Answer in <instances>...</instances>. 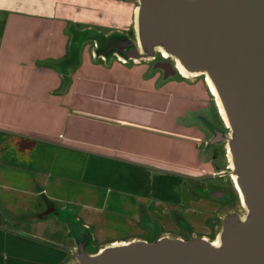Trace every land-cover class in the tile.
Wrapping results in <instances>:
<instances>
[{"label": "crops", "instance_id": "obj_1", "mask_svg": "<svg viewBox=\"0 0 264 264\" xmlns=\"http://www.w3.org/2000/svg\"><path fill=\"white\" fill-rule=\"evenodd\" d=\"M111 2L0 0V264H69L75 241L67 224L51 215L55 207L66 218L71 211L65 208L70 207L91 227L97 246L142 235L139 207L146 204L132 200L147 195L153 163L134 157L145 153L135 139L153 136L145 130L151 126L146 115L131 116L137 103H132L131 78L124 73L143 62L114 58L107 64L94 58L93 42L84 43L81 51L76 45L86 27L132 30L133 5L123 27H111ZM85 12L87 20L79 16ZM115 64L120 65L117 70ZM88 68L115 71L122 90L114 83L92 81L91 93L83 94L82 76ZM147 73L145 68L140 82L148 79ZM159 85L163 87L161 81ZM140 102L146 106L147 98ZM178 103L185 105L183 99ZM117 107L127 111L113 114ZM154 166L158 188H163L166 173L186 178L189 192L184 171ZM169 205L166 210L179 207ZM88 210L102 219L90 221Z\"/></svg>", "mask_w": 264, "mask_h": 264}, {"label": "water", "instance_id": "obj_2", "mask_svg": "<svg viewBox=\"0 0 264 264\" xmlns=\"http://www.w3.org/2000/svg\"><path fill=\"white\" fill-rule=\"evenodd\" d=\"M115 1L132 3V33L86 27L76 40L78 51L93 42L94 58L107 64L114 58L150 62L161 55L164 60L154 63L165 75L161 82L204 77L223 127L205 113L189 121L208 130L205 151L223 147L233 190L202 189L229 202L211 219L213 236L182 221L183 234L164 232L144 216L149 236L97 246L91 227L70 207L68 218L55 207L51 215L67 224L75 241L69 264H264V0Z\"/></svg>", "mask_w": 264, "mask_h": 264}, {"label": "rangeland", "instance_id": "obj_3", "mask_svg": "<svg viewBox=\"0 0 264 264\" xmlns=\"http://www.w3.org/2000/svg\"><path fill=\"white\" fill-rule=\"evenodd\" d=\"M111 7L109 8L110 24L111 27H123V21L129 19L130 10L128 7H131L132 3L129 2H121L112 0ZM98 5V2H96ZM124 11V12H123ZM87 12L80 14L84 20L89 19L87 16ZM110 30V29H108ZM125 31L129 32L127 29ZM107 31V30H104ZM132 31V30H131ZM146 63V62H145ZM149 63L135 65L131 70H127L124 74L131 78V100L132 103L136 101L137 105L132 106V115L131 116H143L146 115V122L149 126L148 129H145L146 132L153 136V138H149L148 140L144 139H135L138 148H141L145 153L139 152L140 154L134 155L137 158H140L143 161H147L153 163V165H158L163 168H168L172 170L184 171L186 175L196 176L201 173L199 162L203 157L204 153L212 158L213 163L216 164L217 160L213 158L215 149L218 146H214L211 150L204 149L205 142L200 143L197 137L203 136L206 138L209 136L208 130H206L198 121H189L191 120V116L195 113H198L201 110V107L196 103L198 100H194V98H202L204 97L199 93L201 89H203L204 84H206L204 77L197 78L195 80H188L186 78V82L175 81V79H168L167 81H163L162 85H159L161 78L158 80V84L156 85V79L158 77V73L151 74L152 68L156 72L153 66L149 67ZM148 64V65H147ZM120 67L119 64H115L114 68L117 70ZM148 68V79L146 81L140 82V75L144 71L145 68ZM94 71L91 68L85 69L82 78L84 79L83 85V94L87 95V93H91V84L92 81H98L100 83L111 84L114 83L117 88L119 87V83L115 80V71ZM153 71V72H154ZM96 72H100V74L96 75ZM117 73V71H116ZM150 75V76H149ZM163 77H165L163 73ZM80 78V77H79ZM176 78H179L176 77ZM182 78V77H181ZM207 85V84H206ZM110 86V85H109ZM114 87V86H113ZM208 87V86H207ZM116 88V89H117ZM122 90V87H119ZM189 89H195L196 92H189ZM209 89V88H208ZM118 94V92H115ZM189 93V94H188ZM141 94V95H140ZM197 94V95H196ZM205 95L204 93H202ZM185 95V96H184ZM141 96V97H140ZM143 97L147 98L146 106L141 107L140 99ZM194 97V98H192ZM181 99L184 100L185 105H180L178 102H181ZM177 100V101H176ZM116 103H119L117 100ZM179 105V106H177ZM127 110L123 107L121 108H113V114H124ZM146 112V113H145ZM90 114V113H85ZM112 114V115H113ZM159 122V123H157ZM222 122V121H221ZM219 124V122H217ZM222 125V124H221ZM139 128V127H137ZM144 129V128H141ZM192 130H195L193 132ZM196 134V136L194 135ZM195 136V137H194ZM130 138V134L126 135V142ZM155 138V139H154ZM197 138V139H196ZM195 141V142H194ZM130 144V143H129ZM201 144V146H200ZM130 146V145H129ZM134 146V145H133ZM221 150L224 153V149L220 146ZM209 151V152H208ZM202 155V157H201ZM225 156V154H224ZM225 157L221 155L219 159V164L221 168L225 167L226 161ZM219 169V168H215ZM155 171V170H154ZM153 169H149L147 173L148 179L151 181L148 182L147 185V195H137L133 197L134 201H145L146 208L152 211H155L157 214L161 215L162 220L165 224L174 226V223L164 214L166 209L171 205L181 206L183 204H187L191 209L196 210L192 215L182 216L187 222L190 220L191 229L195 226L198 228L201 227L203 222L206 219L207 213L203 212V207L206 205L201 202H194L193 198L191 199L188 196V192L186 194V187L184 182L187 180L183 176L175 177L170 176L165 173L163 175V183L161 187L158 188L154 183V175H159L154 172ZM155 173V174H154ZM146 175V174H145ZM187 185V183H186ZM159 192V194H158ZM212 198V197H210ZM60 200L64 201V198H60ZM140 205V204H139ZM88 207V206H87ZM98 207V206H97ZM96 212L94 207H90ZM101 211L106 212L107 208L104 205L101 206ZM89 211V217L92 218L90 221H100L102 218L99 215H96L94 212ZM173 214L178 221V216L176 211L172 210ZM220 209L213 214L215 211L210 210L213 216H207V222L210 224L212 217L217 216ZM210 213V214H211ZM96 215V216H95ZM190 216V217H189ZM104 221V220H103ZM144 222V221H142ZM179 222V221H178ZM189 223V222H188ZM163 230V229H162ZM174 229L163 230L164 232H173ZM208 230V229H207ZM194 231V230H193ZM195 232V231H194ZM196 233H200V231H196ZM109 233H105V237H107ZM179 234V233H178ZM110 235V234H109ZM149 236V235H144Z\"/></svg>", "mask_w": 264, "mask_h": 264}, {"label": "flooded vegetation", "instance_id": "obj_4", "mask_svg": "<svg viewBox=\"0 0 264 264\" xmlns=\"http://www.w3.org/2000/svg\"><path fill=\"white\" fill-rule=\"evenodd\" d=\"M127 30L129 31V33H132L131 28H129ZM159 60H164V58L161 55H159L157 58H155V60L150 61L149 67L151 68L153 66V64ZM146 63H148V62H146ZM146 63L143 62L142 64H146ZM149 67H147V69ZM156 73H158L159 75H162L163 71L160 69H156ZM181 77L182 76H179V78L175 77V81L186 82L185 79L183 77L182 78ZM172 79H174V78H172ZM199 91H200L199 93L204 97V99L192 97V98H194L193 101L198 100V101H196V103L201 107V110L199 111V113H203V114L205 113L206 116L208 117V119L211 118L215 124L223 127V124L221 122L222 120L220 118V115L218 113L216 105L213 101V97H212L207 85L204 84L203 89H201ZM189 92H196V90L195 89H189ZM202 93H204L205 95H203ZM209 113H210V116H209ZM217 122H219V124ZM199 124H201V126H202L201 122ZM129 125H133V124L129 123ZM194 135L196 136L195 133H194ZM207 139H208V137L204 138L203 136L198 138V140H200V143L205 142ZM133 145H134V143H131V146L134 148ZM200 146H201V144H200ZM213 147H211V148H213ZM211 148L208 150L210 151ZM221 155L223 157H225L220 146H218L215 149L214 156H213V158L215 160H217V162L215 164V163H213L212 158L211 157L208 158L206 153H204L203 157L201 155L202 158L200 159V162H199L200 170L202 172L197 174L196 176L188 175V184H189V192H188L189 195L188 196L191 199L193 198V201L195 203L196 202H199V203L203 202L206 205L205 207H203L204 208L203 212L207 213V216H209V217L213 216V214H215L220 208L224 207L229 202H223V201L217 200L215 198H210L206 194L202 193V191H203L202 189H204V188H215V189H220V190H231V191L233 190V185H232L231 177H230V174H231L230 168L228 167L227 163H225L224 168H221L220 164L218 162ZM224 161H226V160H224ZM148 168L153 169V170H158V169H156L158 167L154 166V165H151V166L149 165ZM215 168H219V169H215ZM236 201L237 200L235 199V202ZM172 210L176 211V214L178 216L180 215L178 217L179 222L176 220ZM210 210H214L215 212L212 214L210 212ZM195 211L196 210L191 209L188 205H185V204H183L179 207H173V208H171V210H166L164 212V214H166V216L174 223V226H170V225L165 224V222L161 218V215H159V216L153 215L151 213L150 209H147L146 207L141 205L139 207V215H140V217H139L140 218L139 229H140V231L138 233L142 234V235H150L152 232V230L149 227L145 226L144 224H141V222H142L141 217L145 213L149 216V218L157 220L161 224V228L163 230L166 231V230L174 229L173 231H176L179 234H183L184 227H183L181 221L188 224L190 227H191L192 222L189 220L188 221L189 223H188L184 218H182V216H184V215L185 216H188V215L191 216L192 215L191 213L195 214L194 213ZM207 216H206L205 221L201 225V227L198 228L197 226H195L193 228V230L195 232L200 231L201 234H207V235L213 236L215 233V226H213L207 222V219L209 218V217L207 218Z\"/></svg>", "mask_w": 264, "mask_h": 264}]
</instances>
